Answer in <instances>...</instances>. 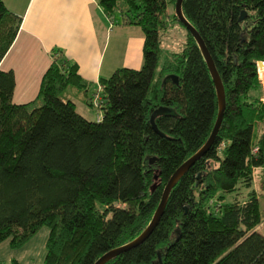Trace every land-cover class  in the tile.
I'll return each instance as SVG.
<instances>
[{"label": "trees", "instance_id": "16d2710c", "mask_svg": "<svg viewBox=\"0 0 264 264\" xmlns=\"http://www.w3.org/2000/svg\"><path fill=\"white\" fill-rule=\"evenodd\" d=\"M99 3L110 20L119 14L118 23L143 29L141 68H118L94 90L56 48L37 98L23 104L14 102L15 73L0 69V243L22 248L47 227L43 264H94L137 238L219 113L202 50L167 0ZM182 9L222 79L223 122L151 235L106 264H264V0H183ZM21 22L0 0V62ZM176 22L184 46L162 61V38ZM78 101L95 102L97 119ZM160 107L157 132L151 116Z\"/></svg>", "mask_w": 264, "mask_h": 264}, {"label": "crops", "instance_id": "0c3cea01", "mask_svg": "<svg viewBox=\"0 0 264 264\" xmlns=\"http://www.w3.org/2000/svg\"><path fill=\"white\" fill-rule=\"evenodd\" d=\"M3 1L22 18L15 41L0 62L1 70L15 73L14 102L17 104L37 98L56 48L77 63L84 79L92 82L93 86H99L101 79L110 77L116 71L112 63L115 57L106 59L113 35L116 37L113 46L116 40H124L120 27L115 29V26L134 27L118 23V15L110 20L99 0ZM127 37V56L123 67L139 69L143 65L144 38L139 41L140 38L132 34ZM262 225L264 223L258 227L259 231ZM44 228L39 239L37 233L22 248L13 249L9 239L0 243V262L16 259L17 264H43L49 236V228Z\"/></svg>", "mask_w": 264, "mask_h": 264}, {"label": "water", "instance_id": "95a60500", "mask_svg": "<svg viewBox=\"0 0 264 264\" xmlns=\"http://www.w3.org/2000/svg\"><path fill=\"white\" fill-rule=\"evenodd\" d=\"M182 4H183V0H177L176 1V4H175L176 16L184 24V26L192 33V35L197 40L198 45H199L200 49L202 50V53L206 59V62L208 64V67L210 69V72L212 74L213 80H214L215 85H216L217 96H218V101H219V113H218V117H217L214 129H213L209 139L207 140V142L203 145V147L197 153H195L193 156H191L187 161H185L170 177V179H169V181H168V183L164 189L161 201H160V203H159V205H158V207L154 213V216H153L150 224L147 226V228L133 241H131V242H129L123 246L116 247V248L106 252L94 264H106L108 261H110L111 259H113L117 255L139 246L151 235L153 230L158 225L162 214L164 213V210H165V207L167 205V201H168L171 190L176 185V183L179 181V179L189 170V168L197 160H199L201 157H203V155L211 148V146L213 145V143L216 139V136L219 132L221 124L223 122L224 113H225V109H226V95H225V89H224L222 79L219 75V72L216 68L215 62H214V60H213V58H212V56L208 50L203 38L201 37L199 32L196 30V28L184 16ZM244 15H245V12L243 13L241 18H243ZM263 63H264L263 61H259L258 65L260 66ZM172 76L177 81V78H178L177 75H172ZM165 110H167V108L160 107L151 116V123L153 124V127L157 132H159L160 130L158 129L157 124L155 122L156 115H157V113L165 111Z\"/></svg>", "mask_w": 264, "mask_h": 264}, {"label": "rangeland", "instance_id": "374dc122", "mask_svg": "<svg viewBox=\"0 0 264 264\" xmlns=\"http://www.w3.org/2000/svg\"><path fill=\"white\" fill-rule=\"evenodd\" d=\"M167 1L170 3L172 13L174 14V9H175L174 2L172 0H167ZM120 18L121 16L118 14V19ZM116 27L118 28L120 27L119 31H121L122 37H124L123 38L124 40H121V41L116 40L115 42L116 45L113 46V40L116 38L113 35V40H112V43L110 44V49L106 54L107 60L110 57H112V59L115 57V61L112 62L115 67V70H117L120 67H123L124 62L126 61L127 48H128L127 47V41H128L127 35L132 34L136 37H139L140 38L139 41L144 38V32L140 26L126 28L124 26L116 25L115 29H117ZM185 34H186L185 29L178 22H176L174 25L169 27V29L166 31L165 35L162 38V48H163L162 61H164L166 57H168L172 52L179 51L183 48L184 42H185ZM260 74L264 78V68L261 69L260 67ZM93 89L94 90L98 89V86H94ZM77 110L90 120H96L97 116L100 115V111L98 110L95 102L93 106H89L87 104H83L80 101H78ZM247 191L248 189H244L242 192L243 194H245L247 193ZM233 200H234V194L226 195V199H225L226 202L233 201ZM44 229L39 232V235L37 237L38 239L43 235ZM260 230L264 231V225L260 227ZM4 264H11V262L9 261Z\"/></svg>", "mask_w": 264, "mask_h": 264}, {"label": "built area", "instance_id": "2783aa9c", "mask_svg": "<svg viewBox=\"0 0 264 264\" xmlns=\"http://www.w3.org/2000/svg\"><path fill=\"white\" fill-rule=\"evenodd\" d=\"M259 73H260V67H259ZM260 79H261V81H262V83L264 85V78L261 76V74H260Z\"/></svg>", "mask_w": 264, "mask_h": 264}, {"label": "bare ground", "instance_id": "6f19581e", "mask_svg": "<svg viewBox=\"0 0 264 264\" xmlns=\"http://www.w3.org/2000/svg\"><path fill=\"white\" fill-rule=\"evenodd\" d=\"M260 67H261V69H263V68H264V63H263V64H261V65H260Z\"/></svg>", "mask_w": 264, "mask_h": 264}]
</instances>
